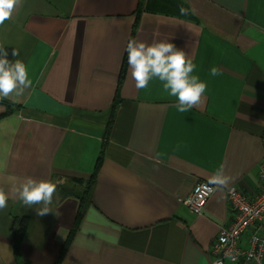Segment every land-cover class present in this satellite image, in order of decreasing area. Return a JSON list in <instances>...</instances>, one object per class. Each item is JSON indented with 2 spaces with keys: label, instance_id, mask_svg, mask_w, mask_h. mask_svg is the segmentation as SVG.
<instances>
[{
  "label": "crops",
  "instance_id": "1",
  "mask_svg": "<svg viewBox=\"0 0 264 264\" xmlns=\"http://www.w3.org/2000/svg\"><path fill=\"white\" fill-rule=\"evenodd\" d=\"M0 99V264H212L227 188L259 190L264 0H0ZM102 151L60 259L80 200L58 186Z\"/></svg>",
  "mask_w": 264,
  "mask_h": 264
},
{
  "label": "built area",
  "instance_id": "2",
  "mask_svg": "<svg viewBox=\"0 0 264 264\" xmlns=\"http://www.w3.org/2000/svg\"><path fill=\"white\" fill-rule=\"evenodd\" d=\"M259 190L246 195L242 186L227 188V198L235 219L221 225L212 245V264H254L264 257V163L259 171ZM217 186L200 180L183 202L193 212L202 215Z\"/></svg>",
  "mask_w": 264,
  "mask_h": 264
},
{
  "label": "trees",
  "instance_id": "3",
  "mask_svg": "<svg viewBox=\"0 0 264 264\" xmlns=\"http://www.w3.org/2000/svg\"><path fill=\"white\" fill-rule=\"evenodd\" d=\"M131 42H132V40L130 41V44L128 45V48H127V51H126V56L124 58V63H123V66H122V71H121L120 80H119V87L122 85V82L124 80L125 73H126L127 66H128V62H129V59H130ZM117 101H118V98L116 99V101L114 103V106L117 103ZM0 102H6V101L0 99ZM108 132H109V128H108ZM103 154H104V152L102 151L100 156L98 157L95 171L92 174L90 179L84 180L82 178H77V177L72 178L73 181H77L79 183H83L84 184V189L82 191H79L78 193H76L72 189L70 183H69L70 185L69 184H63V185L58 186L59 190H62V192H64L66 195H71V196L78 197L79 200H80V205H79V209H78V214H77L76 220H75L74 225H73V227H72V229H71V231L69 233L68 240H67L66 244L64 245V248H63L61 256H60V259L65 254V250L67 248V244H69L72 241V238L74 237L76 232L80 229V226H81V223H82V219L84 217V213L86 211L88 203H90L92 201V191H93V187H94V184H95V177L97 175V172L99 171V168H100V165H101V162H102V159H103ZM28 220H29V217H27V216L24 217L22 219L19 227L14 231V234H13L14 250H15V252L17 254L20 253L21 248H22L24 237H25V234H26V231H27Z\"/></svg>",
  "mask_w": 264,
  "mask_h": 264
},
{
  "label": "rangeland",
  "instance_id": "4",
  "mask_svg": "<svg viewBox=\"0 0 264 264\" xmlns=\"http://www.w3.org/2000/svg\"><path fill=\"white\" fill-rule=\"evenodd\" d=\"M71 187H72V185H71ZM73 188V187H72ZM77 192V191H76Z\"/></svg>",
  "mask_w": 264,
  "mask_h": 264
}]
</instances>
